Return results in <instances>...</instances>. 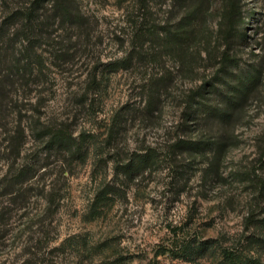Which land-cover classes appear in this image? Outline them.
<instances>
[{"label": "rangeland", "instance_id": "rangeland-1", "mask_svg": "<svg viewBox=\"0 0 264 264\" xmlns=\"http://www.w3.org/2000/svg\"><path fill=\"white\" fill-rule=\"evenodd\" d=\"M69 1L83 21L60 20V60L43 45V73L8 86L3 112L24 130L22 156L47 165L30 213L0 239V264H230L225 251L264 264V0H240L237 24L224 20L226 0H205L211 9L194 20L185 14L195 0ZM254 65L259 80L226 107L216 76ZM206 80L218 85L205 93L210 106L230 111L223 120L206 109L186 118ZM49 124L83 153L50 150L40 133ZM180 138L214 145L192 152L175 147ZM139 152L157 156L126 177L115 162ZM6 162L0 154V178Z\"/></svg>", "mask_w": 264, "mask_h": 264}, {"label": "trees", "instance_id": "trees-1", "mask_svg": "<svg viewBox=\"0 0 264 264\" xmlns=\"http://www.w3.org/2000/svg\"><path fill=\"white\" fill-rule=\"evenodd\" d=\"M147 2L148 0H140V6L146 9ZM0 4L4 9L0 18V154L5 155L7 161V167L3 170L0 178V187L3 188L0 191L2 199L0 204V239H3L6 236L4 231L12 217H15V220L17 218L24 219L30 213L31 210L28 208L34 195L33 191L39 189L34 186L35 182L40 180L38 172L47 165L43 155L33 158L22 156L26 142L23 137L24 130L20 129L18 125L9 128L8 114L3 112L8 101V86L17 81L16 77L26 75L34 69H37L40 74L43 73L47 61L43 55L44 52L40 51L43 45H49L52 48L50 53L55 61L60 60V20L73 22L75 25L82 24L83 15L79 10L71 7L69 0H0ZM188 9L189 12L185 16L189 15L194 20L196 17L206 15L211 6H206L205 0H195ZM224 11L225 22L237 24L244 18L240 0H226ZM252 12L254 10L250 14ZM55 25L59 30L56 34L53 30L57 29L53 28ZM247 28L245 26L243 31L239 29L238 37L245 39ZM167 31L168 29L161 28L159 32L164 35ZM222 58L223 65L233 62V57H230L226 51ZM259 69L258 65H254L239 74L237 78H231L225 72L218 73L217 80L222 82L220 84L223 88H228L224 100L226 107H235L247 95L251 87L259 80ZM225 70L227 69L225 68ZM209 85L218 87L214 82L206 80L193 90L195 96L190 95L188 100L195 102L189 104L186 118L189 116L194 120L197 119L202 109L216 113L220 120H223L224 117L227 118L229 110L216 109L215 105L210 106L207 102L205 93L207 90L211 91L208 89ZM40 131L50 150L56 153H60V150H69L72 155H80L84 151L83 142L75 141L72 134L60 130L57 124L46 125ZM212 145H214V141L204 143L202 138H180L175 142V147H182L184 150L192 152ZM156 156V153L139 152L130 155L127 160H118L115 163L122 174L130 177L134 173L139 174L148 164L153 163ZM19 157H22L20 161ZM40 189L44 192L45 188L41 186ZM106 195L107 193H104L101 198L103 199ZM183 248L184 250L189 249L185 244ZM224 253L230 264H236L233 255L226 251Z\"/></svg>", "mask_w": 264, "mask_h": 264}]
</instances>
